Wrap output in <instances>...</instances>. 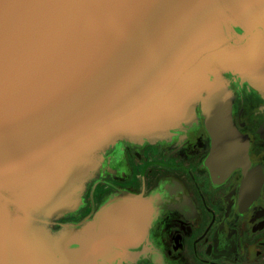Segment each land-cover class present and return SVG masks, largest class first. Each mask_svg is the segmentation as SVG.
Instances as JSON below:
<instances>
[{
	"label": "water",
	"instance_id": "water-1",
	"mask_svg": "<svg viewBox=\"0 0 264 264\" xmlns=\"http://www.w3.org/2000/svg\"><path fill=\"white\" fill-rule=\"evenodd\" d=\"M228 21L264 27V0H0V264H53L46 223L105 150L162 138L198 103L208 164L241 163L229 95L205 77L239 51Z\"/></svg>",
	"mask_w": 264,
	"mask_h": 264
},
{
	"label": "flooded vegetation",
	"instance_id": "flooded-vegetation-1",
	"mask_svg": "<svg viewBox=\"0 0 264 264\" xmlns=\"http://www.w3.org/2000/svg\"><path fill=\"white\" fill-rule=\"evenodd\" d=\"M223 35L239 51L205 77L229 95L241 163L222 175L208 164L199 103L160 139L118 141L78 203L46 223L61 244L53 264H264V27Z\"/></svg>",
	"mask_w": 264,
	"mask_h": 264
}]
</instances>
